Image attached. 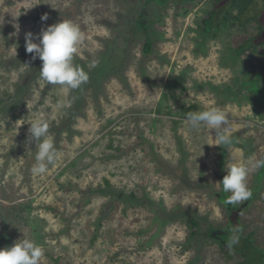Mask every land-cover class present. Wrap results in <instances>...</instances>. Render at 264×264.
I'll return each mask as SVG.
<instances>
[{"label":"rangeland","instance_id":"374dc122","mask_svg":"<svg viewBox=\"0 0 264 264\" xmlns=\"http://www.w3.org/2000/svg\"><path fill=\"white\" fill-rule=\"evenodd\" d=\"M6 1L0 0V5ZM161 1L86 0L90 12L72 17L64 11L77 0H17L0 8V43L7 49L5 31L23 42L25 34L34 31L33 42L39 43L35 36L54 16L42 21L44 6L49 13L63 11L60 18L76 23L84 36L73 63L88 74L87 82L67 95L56 85L58 102L51 97L42 100L39 85L33 89L35 95L20 100L29 122L42 118L53 124L51 136L61 153L58 163L44 174L32 172L36 161L30 143L18 139L28 134L23 112L10 119L0 137V173L5 177L1 183H9L14 174V185L3 192L8 199L0 205L8 210L17 199L29 204L25 220L6 225L0 214V232L5 226L14 230L12 244L23 237L35 241L39 232L37 240L43 242L45 253L42 264H227L217 246H204V234L216 222L227 225L220 198L223 189L217 184L227 166L264 159V119L257 116L264 109L247 99L248 79L242 72L244 65L254 71L259 62L249 54L235 56V44L243 34L234 28L225 29L217 39L201 34L200 21L212 9L211 0L201 5V0ZM255 2L264 21V0ZM185 10L190 11L187 16ZM148 41L153 43L150 50ZM199 43L205 46L197 52ZM18 72L0 69L4 92L14 85ZM173 73H183L185 83H178ZM169 83H175V110L182 104L192 111L219 107L230 121L232 139L247 128L259 142L250 144L249 151L234 141L228 149H218L214 130L203 126L190 130L184 118H175L182 121L179 124L168 118L157 124L155 120H161L157 108ZM27 87L31 88L30 79ZM255 89L260 87L254 84ZM5 111L0 107V114ZM15 146H27L24 150L32 161L16 149L21 161L6 169L2 155ZM185 147L191 153L188 185L202 191L181 189L180 179L164 175L163 166H177ZM247 185L254 200L247 214L258 215L264 211V167L249 173ZM192 216L200 223L203 240L186 251L188 232L181 220ZM259 221L253 225L258 227ZM4 247L8 243L1 241L0 248Z\"/></svg>","mask_w":264,"mask_h":264},{"label":"trees","instance_id":"16d2710c","mask_svg":"<svg viewBox=\"0 0 264 264\" xmlns=\"http://www.w3.org/2000/svg\"><path fill=\"white\" fill-rule=\"evenodd\" d=\"M17 0H7L2 5H0V8L2 9V6L7 3L8 5L15 4ZM43 1V0H42ZM48 2V0H45ZM84 1L86 0H77L76 4L72 7L67 8L64 12L69 17H72L73 14H82L84 16L85 13H89L91 8L84 6ZM161 1V0H160ZM256 0H211V2L214 3L211 10H209L204 17L201 18L202 21H200L199 30L202 35L204 36H214V39H217V37L221 36V34L226 30H232L231 28H234L238 30V32L243 34V37L239 39V42H237L235 45V56L236 57H242L246 54H249L251 56H255L256 59H258L259 67H257L254 71H248V69L243 66V77L245 76L246 80L244 83L245 86L248 87L249 92H247L245 95L247 99L255 104L256 106L263 107L264 109V21L260 18V12L259 8L256 7ZM161 2L166 3L167 0H162ZM204 3V0L199 1V4L201 5ZM44 11H42L40 14V17L47 14H53L54 16L51 19V22L46 24L44 28L47 26H50L54 23H57L61 20L60 10L58 9H52L51 12H47L46 6H44ZM194 10H198V6L194 8ZM96 12V11H94ZM190 11H184L183 15L187 16ZM2 14H0V19L2 20ZM248 27L252 28V31L248 29ZM6 30L5 28H3ZM34 32V31H30ZM34 34V33H33ZM5 42L8 44V49L0 43V69L5 71H14L16 69L18 72V77L14 85H11L9 88H6L4 92L3 87H0V107L6 109V111L2 114H0V137H4V133L2 130H5L6 126H9L10 119L16 120L20 117V113L23 112L24 118L27 121L28 128L30 127L29 118L27 119V112L25 110V107L21 105L20 100L22 97L26 96L28 98L32 97L34 94V87L36 85L42 86V90L40 93V96L42 97V100H47V98L51 97L52 100L57 101L59 98H56L55 93H58L59 91L55 88L56 85H50L47 84L45 81H43L40 78V67L42 64V61L39 58H36L35 60H31L29 57L32 56V53H27L25 48V42L22 41V39H18L16 36H12L9 33H4ZM150 41V40H149ZM148 41V50H150V46L152 47L153 43ZM197 52L202 50V47L205 45H198ZM238 46V47H237ZM15 47V52L11 51V48ZM3 49V50H2ZM75 57V56H74ZM79 61L78 58H75ZM101 59V58H100ZM225 59V58H224ZM93 61H98V58H95ZM92 61V62H93ZM103 66L101 65V68ZM247 69V70H246ZM98 69L96 70V73ZM172 77L178 81V83L184 82V74L180 73L179 75H175L173 73ZM30 79V87H27V81ZM241 80V79H240ZM171 81V80H170ZM185 83V82H184ZM262 83V85H261ZM175 83H170L166 86L164 93L162 94L161 102L158 105L157 108V115L158 118L161 119L160 121L155 120L157 124H163L165 122L164 119L168 118L169 121L173 120L175 121V124H179L180 120L175 119L179 118L185 120L186 113L192 112V110L186 109V106L184 104L181 105L180 109L177 111L174 108H172L174 102V87ZM257 84L260 89L257 91V89L252 90V85ZM217 91L221 90L220 88L216 89ZM228 92V91H227ZM226 92V93H227ZM224 93V94H226ZM227 99L228 96L226 95ZM257 108V107H256ZM263 111V110H262ZM26 116V117H25ZM257 116L263 120L264 119V113ZM171 117V118H170ZM174 117V118H172ZM159 125V126H160ZM53 124L49 125L48 132L50 130V135L53 134L52 130ZM249 128V126H248ZM256 128V127H253ZM251 128V129H253ZM6 134V131H5ZM57 137V136H55ZM22 139L23 141L28 140V134H25L24 136L18 138ZM259 138L257 136H254L252 134H247V128L246 130H242L239 133L233 134V139L235 146L238 148H241L243 150L247 149V147L250 146V144L259 142ZM27 146L20 147H13V149L8 150L6 153L2 155L4 158L3 166L6 169H10L8 167L9 165H13L14 163L21 161V158H17L16 155V149L18 152L24 157L29 158L32 161L33 156L36 155V149L35 144L30 143L28 145L29 149L32 151V155L26 153V150H24ZM228 149L229 146L226 145H220L218 149ZM248 151L251 149H247ZM122 155H125V153H122ZM247 156H251V152L247 153ZM116 158V156H113ZM191 153L185 149L182 150V155L180 158H178V164L170 166V168H166L163 166L164 175L171 178V179H180L181 184L179 188L192 190L190 187H193V189L202 191L203 189L200 187L195 186H189L190 179L188 177V174L191 170L189 166ZM25 167H28V163L25 164ZM3 171V168H2ZM9 171V170H8ZM4 173V172H3ZM4 176L2 173H0V201H6L8 197H5L3 195V192L7 191V187H9L11 184L14 185L13 178L14 174L10 175V181L9 183H6L5 185L1 183V181L4 180ZM202 182L206 180H197V182ZM23 182H26L23 180ZM208 183V182H207ZM27 184V183H23ZM208 185V184H207ZM29 186V194H33L34 189ZM178 189V187H175V191ZM207 190V189H206ZM205 190V191H206ZM221 204L222 208L225 210V212L228 214L227 216V225L226 227H222V223H214L212 227L207 229V232L204 234V243L205 247L210 246H217V248L220 249L219 255L221 258L226 261L227 264H264V216H260L259 212L264 213L263 210H260L255 214H247V212L254 208L253 206V198H249L246 201L241 202L238 205H230L227 204L226 198L228 196L227 193L224 191L221 192ZM34 195L28 196V198L33 199ZM253 197H257V194H253ZM31 199V200H32ZM34 200L29 201V203H32ZM14 205L11 207H8V210L3 208V205H0V214L4 216V222L7 224L11 223L13 224L15 221H22L25 220V214L29 212L27 209V206L29 204H21L19 203V199L17 201H14ZM256 215V216H255ZM163 217V216H162ZM164 219V217H163ZM259 221V226L253 225L256 223V221ZM160 221V220H158ZM182 223H185L187 226V238L183 242L184 249L190 250L193 246L200 245L203 238V232L200 231V223L195 219L193 216L182 219ZM36 228H41L40 224H35ZM228 227V230H225ZM14 230L7 229V226H5V230L3 234L0 232V247H1V241H5L8 243V246H11V240L12 235L11 232ZM39 235V232L35 235L34 239H36L34 242L37 245L42 246L43 242L37 240ZM232 236L238 237V242L233 244L230 248L228 246V242ZM157 241H160V237H157ZM195 243V244H194ZM208 248H205V252H207ZM185 251V252H186ZM209 251V250H208ZM205 257L202 258V261L204 262ZM202 262V263H203Z\"/></svg>","mask_w":264,"mask_h":264},{"label":"clouds","instance_id":"9594fccd","mask_svg":"<svg viewBox=\"0 0 264 264\" xmlns=\"http://www.w3.org/2000/svg\"><path fill=\"white\" fill-rule=\"evenodd\" d=\"M48 19L47 14L41 17ZM39 43L33 42L34 34H25V48L27 53L33 54V60L42 61L40 78L50 85L60 86L63 94L79 88L87 82L88 74L78 65H74V55L78 52L84 36L79 26L71 20L61 19L46 28H42L35 36ZM96 61H93L95 66ZM59 107V105H58ZM185 123L190 130L201 126L209 132H215L217 145L230 146V121L226 113L219 107H210L202 111L186 113ZM28 142L35 144V165L32 172L36 175L44 174L49 166H55L61 158V153L55 147L54 138L49 134V125L44 119H34L28 123ZM264 167V159L249 158L243 163H232L226 168V175L217 184L222 186L225 193H229L226 203L238 205L248 200L252 193L247 185V178L251 171ZM238 242V237L232 236L228 242L231 248ZM45 253L42 246L34 241L22 238L11 246L0 248V264H42Z\"/></svg>","mask_w":264,"mask_h":264},{"label":"bare ground","instance_id":"6f19581e","mask_svg":"<svg viewBox=\"0 0 264 264\" xmlns=\"http://www.w3.org/2000/svg\"><path fill=\"white\" fill-rule=\"evenodd\" d=\"M34 199V198H33Z\"/></svg>","mask_w":264,"mask_h":264}]
</instances>
